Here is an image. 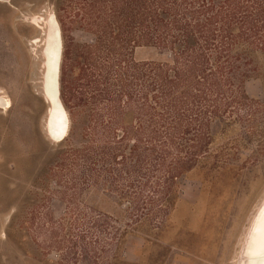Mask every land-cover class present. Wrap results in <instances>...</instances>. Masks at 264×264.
<instances>
[{
  "label": "rangeland",
  "instance_id": "1",
  "mask_svg": "<svg viewBox=\"0 0 264 264\" xmlns=\"http://www.w3.org/2000/svg\"><path fill=\"white\" fill-rule=\"evenodd\" d=\"M111 7L0 0V264H238L264 210V52L240 92L222 70L174 106L152 70L171 50L131 25L90 48L91 15ZM49 19L69 123L57 143L38 88Z\"/></svg>",
  "mask_w": 264,
  "mask_h": 264
},
{
  "label": "trees",
  "instance_id": "2",
  "mask_svg": "<svg viewBox=\"0 0 264 264\" xmlns=\"http://www.w3.org/2000/svg\"><path fill=\"white\" fill-rule=\"evenodd\" d=\"M109 11L92 14L101 25L94 32L99 46L110 31L118 39L128 25L137 44L171 50L172 64H153L162 99L174 106L201 98V87L218 88L225 72L233 90H242L252 75V49L264 52V0H108ZM97 24V23H96ZM223 65L225 67L223 68ZM190 89H194L191 96Z\"/></svg>",
  "mask_w": 264,
  "mask_h": 264
},
{
  "label": "bare ground",
  "instance_id": "3",
  "mask_svg": "<svg viewBox=\"0 0 264 264\" xmlns=\"http://www.w3.org/2000/svg\"><path fill=\"white\" fill-rule=\"evenodd\" d=\"M43 42L44 47L47 48V50L43 51V56L41 58H43L45 63L49 62L47 63L49 69L47 70V73L44 74L42 81V85L45 84L46 87L45 90H41V95L47 104L44 128L49 140L53 143H57L67 130L69 123L59 97L56 102H53L52 100L51 72L52 68L55 69L57 66V87L59 90L58 78L63 49L59 26L54 23L52 19L48 20L47 28L45 30V41ZM6 102L8 104L10 102L9 99H7ZM3 105V107L6 106L5 103ZM260 209L262 211L261 214L250 227L252 233L250 238L247 237L246 239V242L248 241V243L243 249L241 248V256H243V260L241 262L239 261L238 264H264V210H262L261 207Z\"/></svg>",
  "mask_w": 264,
  "mask_h": 264
},
{
  "label": "water",
  "instance_id": "4",
  "mask_svg": "<svg viewBox=\"0 0 264 264\" xmlns=\"http://www.w3.org/2000/svg\"><path fill=\"white\" fill-rule=\"evenodd\" d=\"M51 76H52V91H51L52 92V100H53V102H56V100H58L57 66L55 69L52 68ZM38 81L41 82V80H39V79H38ZM45 87H46L45 84L44 85H38V88L41 90H45Z\"/></svg>",
  "mask_w": 264,
  "mask_h": 264
}]
</instances>
